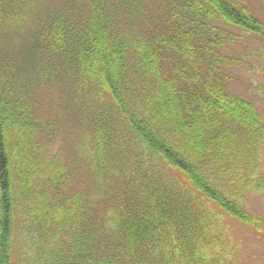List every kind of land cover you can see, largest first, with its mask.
<instances>
[{
  "label": "trees",
  "instance_id": "1",
  "mask_svg": "<svg viewBox=\"0 0 264 264\" xmlns=\"http://www.w3.org/2000/svg\"><path fill=\"white\" fill-rule=\"evenodd\" d=\"M262 29L235 0H0V264H250L264 118L226 70Z\"/></svg>",
  "mask_w": 264,
  "mask_h": 264
},
{
  "label": "rangeland",
  "instance_id": "2",
  "mask_svg": "<svg viewBox=\"0 0 264 264\" xmlns=\"http://www.w3.org/2000/svg\"><path fill=\"white\" fill-rule=\"evenodd\" d=\"M250 10L254 21L262 26L264 32V0H235ZM261 32V34H264ZM244 36L239 39L238 47L227 52L239 60L235 76L228 84V90L241 96L264 118V38ZM227 72L230 68H227ZM264 147V146H263ZM261 170L264 174V148L262 150ZM248 212L257 215L264 221V189L258 193H245ZM237 240L245 247L246 257L250 264H264V243L254 238L248 240L249 231L234 222L230 228Z\"/></svg>",
  "mask_w": 264,
  "mask_h": 264
}]
</instances>
